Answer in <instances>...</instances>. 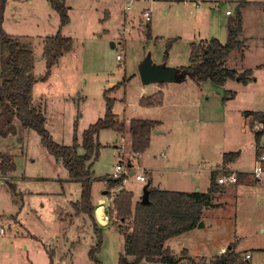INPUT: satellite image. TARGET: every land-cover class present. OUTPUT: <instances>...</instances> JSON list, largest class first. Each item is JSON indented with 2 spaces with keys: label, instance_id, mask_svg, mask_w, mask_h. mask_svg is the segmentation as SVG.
Masks as SVG:
<instances>
[{
  "label": "rangeland",
  "instance_id": "1",
  "mask_svg": "<svg viewBox=\"0 0 264 264\" xmlns=\"http://www.w3.org/2000/svg\"><path fill=\"white\" fill-rule=\"evenodd\" d=\"M129 1L65 0L69 23L60 33L70 37L71 49L46 74L43 42L59 29L57 13L48 10L47 0H4L0 32L28 45L32 52L31 74L36 79L32 101L46 105L45 128L52 140L71 145L76 134L80 141L82 132L104 115L106 90H111L113 112L120 120L123 109L129 116L154 120L157 112L140 116L134 112L139 111L136 97L140 89L150 91L157 85L174 89L167 105L172 98L186 97L193 110L181 113V119L175 111L163 110L158 115L163 118L161 126L152 130L163 133L151 137L148 149L137 156L130 151L127 136L119 141L115 131L102 130L97 140L98 157L91 166L95 177H113L119 160L116 144L121 147L122 164L127 168L131 164L130 172L135 174L147 168L152 186L160 189L207 192L210 170L218 169L217 177L221 176L226 168L222 155L227 152L238 153L230 171L251 172L256 142L243 112L264 111V0H259L257 8L252 4L245 10V29L240 33L252 37L250 47H239L225 60V66L239 74L252 73L244 82L227 80L223 86L192 79L144 85L138 67L149 57L155 64L180 68L189 62L190 44L211 39L224 44L228 22L235 17L240 0H133L126 10ZM147 10L149 22L143 19ZM226 10L232 15L227 16ZM124 79H129L125 86L115 87ZM262 135L264 142V132ZM2 159L14 169L5 176L0 173V264H94L88 255L95 245L93 220L97 226L101 219L110 220L99 207L102 203L108 214L112 195L103 194L104 181L92 184L93 211L98 217L94 219L92 212V220L75 207L80 200V182L69 179L62 161L46 150L34 130L22 127L16 118L0 124ZM165 166H171L172 171L165 172ZM13 183L15 193L10 188ZM146 183L126 176L122 188L132 191L139 201ZM224 187L231 188L235 196L229 192L224 198V192L215 193L220 206L206 210L203 227L167 241L176 264H217L216 256H223L220 249L228 251L229 246L238 258L228 264H247L242 259L246 251L252 253L251 264H264V182L255 183L250 196H243L241 186ZM98 227L102 243L97 259L101 264H117L123 235L112 223Z\"/></svg>",
  "mask_w": 264,
  "mask_h": 264
},
{
  "label": "trees",
  "instance_id": "2",
  "mask_svg": "<svg viewBox=\"0 0 264 264\" xmlns=\"http://www.w3.org/2000/svg\"><path fill=\"white\" fill-rule=\"evenodd\" d=\"M4 0H0L3 10ZM51 10L59 17V29L43 42V59L46 64V74L49 73L58 59L71 49V39L61 35L60 28L69 23L68 9L65 0H47ZM247 4L244 0L238 4L235 17L227 25V40L224 44L218 39L190 44L189 62L186 66L177 68L178 82L192 79L196 83L210 81L223 86L227 80L245 81L251 70L238 73L225 67L228 55L241 46L238 36L241 32V9ZM146 36H150L147 26ZM32 52L28 45L17 39L8 38L0 32V124H8L16 118L22 127L34 130L46 150L56 159H60L71 180L79 181L81 185L80 200L75 204L76 210L86 213L92 218L93 205L91 189L96 180H103L109 189H119L113 196L108 209L110 222L123 236L122 253L117 264L162 263L176 264L173 252L165 246L166 242L176 236L187 233L197 227L201 221L204 208H213V194L217 190V171L211 172L210 186L207 192L168 191L148 186L146 200L142 198L133 202V192L125 190L122 182L126 176L117 178L105 176L102 179L93 177L91 166L99 153L98 135L102 130H113L117 133H127L130 140V151L134 155L143 154L150 145V135L158 124L157 121L131 119L129 122L120 120L113 112L115 99L110 97V91L104 92V115L89 125L78 140L74 134L71 145H60L52 140L45 128L46 116L43 104L32 101V84L36 79L32 76ZM46 75L41 78L45 80ZM130 79V78H129ZM129 79L118 82L125 86ZM164 84V83H162ZM163 94L157 92L149 97L141 98L139 104L144 107H155L162 104ZM243 116L249 121V129L254 132L256 143L262 133L253 130L256 122L264 121V112L244 111ZM82 149L81 153L79 149ZM237 152H227L222 155V165L234 162ZM131 167V166H130ZM14 169L12 163L0 160V173L5 176ZM237 178L241 174L236 173ZM147 183L150 184L149 180ZM15 192L13 186L10 187ZM95 245L89 251V258L94 264H101L96 254L102 243L101 229L93 220ZM227 252V251H226ZM227 254V253H225ZM238 255L234 252L222 256L217 264L236 262Z\"/></svg>",
  "mask_w": 264,
  "mask_h": 264
},
{
  "label": "crops",
  "instance_id": "3",
  "mask_svg": "<svg viewBox=\"0 0 264 264\" xmlns=\"http://www.w3.org/2000/svg\"><path fill=\"white\" fill-rule=\"evenodd\" d=\"M131 2H132V4L134 3V1L133 0H130ZM245 2H247V4L241 9V30H242V32H244V29H245V26H244V21L246 20V17H244L245 16V10L246 9H248V8H250V6H252V4H255L256 5V8H257V5L258 4H260V1L258 0V1H253V0H244ZM239 3H241V0L237 3V5L239 4ZM236 5V6H237ZM48 10H50V7L48 8ZM226 11H229V10H226ZM227 16H231L232 14H226ZM252 25H254V22H253V24ZM257 25V27L260 25V24H256ZM66 27V26H65ZM257 27H256V29H257ZM64 29V28H63ZM258 29H260V27L258 28ZM238 39L241 41V46L240 47H244L245 48V50L247 49V47L249 46V41L250 42H252V37L251 36H249V37H247L246 35H242L241 33L239 34V36H238ZM247 42V45L246 46H243V44L244 43H246ZM252 45V44H251ZM250 47V46H249ZM256 47V46H255ZM261 48V47H260ZM233 51H235V50H233ZM232 51V52H233ZM224 65H225V63H224ZM226 67V66H225ZM154 84H157V83H154ZM150 85V84H149ZM147 88H141L140 89V91H139V93L137 94V97H136V103L138 104L137 105V107L139 108V111H136V112H134V113H136V115H147L148 114V112H157V114L158 115H160V113L163 111V110H168V111H166L167 113H169V112H174L175 111V113H176V115H177V117L179 118V119H181L182 118V116L180 115L181 113H184V112H187V111H189L190 109H192V107H191V105L188 103V101H187V99H186V97H185V99L184 98H179L178 100H174L173 98H172V101L170 102V104L169 105H167V102H166V100H168L169 99V97L172 95V92L174 91V89L172 88V89H168V88H164V89H162V88H160V86L159 87H157V85H156V87L154 88V89H152V90H150V91H147L146 90ZM172 91V92H171ZM157 92H161L162 94H163V100H162V104L160 105V106H155V107H143V106H140L139 105V101L141 100V98H146V97H149V96H151V95H153V94H155V93H157ZM183 96V95H182ZM36 100H39V99H36ZM36 102V101H35ZM183 102H185V103H183ZM36 103H38V102H36ZM42 104V103H41ZM43 106H44V104H43ZM141 109H143V110H149V111H143L142 112V110ZM124 110V112H123V115H122V120H124L126 123L127 122H129L131 119H139V118H137L138 116H136V117H133V116H129V114L127 113V112H125V109H123ZM193 110V109H192ZM250 111H255V112H258V111H261V112H264L263 110H250ZM44 113H45V116H46V122H47V115H46V105L44 106ZM156 116V118H154V120L153 121H157L158 122V124L156 125V127H158V129H159V127L161 126V124H162V116ZM98 119V118H97ZM120 119V118H119ZM145 119H147V118H145ZM117 133V132H116ZM163 132L161 131V132H159V131H156V132H153V133H151V135H150V141H151V137H153L154 135L156 136L157 134H162ZM171 132H168V134H170ZM118 134V137H119V141H122V139H124V137L125 136H127L128 138H129V135L127 134V133H117ZM263 136V135H262ZM261 136V137H262ZM261 137H260V139H259V141H258V143H256V156H255V159H256V157L258 156V155H264V154H262L261 152H262V150H264V142H262L261 141ZM256 142V141H255ZM117 145L118 144H116V145H114V148H116L117 147ZM137 156V155H136ZM231 164V163H230ZM230 164H227V165H223V166H225L226 168H228V170H230L231 168L229 167V165ZM129 166V168H131L130 166H131V164H129L128 165ZM230 168V169H229ZM165 172H170V171H172V167L171 166H165V167H163L162 168ZM218 169H214V170H210V172H213V171H217ZM92 172H93V177H95L94 176V171L93 170H91ZM147 171H148V169L147 168H145V167H142V171L141 172H139V173H142V174H144L145 176H146V178L149 180V182H150V184H149V187L150 188H156V189H160V188H158V187H153L152 186V181H151V175H149V173H147ZM232 171H239V170H236V169H233ZM239 174H241V177H239V179L237 178V181H236V183H234V184H227V185H232V186H241V187H243V189H242V191L241 192H244L243 193V196L244 195H247V196H250L251 195V193H252V191H250V189L252 188V186H254V184L255 183H259V182H263V181H258V180H255V179H253L252 177H251V175H250V172L249 173H243V172H238ZM5 181V180H4ZM13 185V187L15 188V184L13 183L12 184ZM104 186H106V183L104 182ZM103 186V194H106V195H112V199L110 200L109 198V204H108V208L111 206V204H112V200H113V196L119 191V189H111L110 191H108V190H106L105 189V187ZM225 185H217V190H216V192L215 193H218L219 191H222V192H224L223 194H224V198L227 196L226 194L227 193H229V192H232V195L233 196H235V193H234V191H232V189L231 188H226V187H224ZM11 187V186H10ZM122 188V187H121ZM160 190H168V191H180V190H171V189H160ZM181 191H184V190H181ZM184 192H187L186 190L184 191ZM196 192H199L198 190H196ZM236 192V191H235ZM15 193V192H14ZM215 193L213 194V197H212V203L214 204V205H216L215 207H213V208H207V209H203V212H202V216H201V222L203 223V226H204V220H203V218H204V215H205V212H206V210H208V209H210V210H214L215 208H218L219 206H220V203H219V201L218 202H216V199H215ZM237 195V194H236ZM137 199L136 198H134V194H133V202L135 203V201H136ZM93 204V203H92ZM93 205H95V204H93ZM98 206V205H97ZM99 207H100V210L102 211V214L103 215H105L106 214V216L108 215L107 213H106V211H105V208H104V205L101 203L100 205H99ZM95 209H96V205H95ZM95 209H94V211H93V217H94V219H97L98 217L96 216V214H97V212L95 211ZM102 216V215H101ZM102 218V217H101ZM107 218H108V216H107ZM99 222V224H98V226H105V225H108L109 223H111L110 222V220L108 219L107 221H103V219H101L100 221H98ZM202 226V227H203ZM115 229H117L115 226H113ZM196 228H200V227H196ZM196 228H194V229H196ZM192 231V230H191ZM190 232V231H189ZM188 233V232H187ZM184 234H186V233H184ZM183 235V234H182ZM176 237H178V236H176ZM175 238V237H174ZM172 239V238H171ZM170 240V239H169ZM167 243V242H166ZM165 246L166 247H168V248H170L167 244H165ZM227 251V250H226ZM225 251V249L224 248H221L220 249V252L223 254V256L225 255V256H228V254H230L231 252H234L235 253V250H234V248L232 247V246H229V248H228V251H230V252H226ZM224 252V253H223ZM182 253H185L184 251L182 252ZM225 253H227V254H225ZM249 254L250 255V258L249 259H247V260H244L243 258L244 257H242V259L244 260V262H246L247 264H251V262H252V253L250 252V251H246L245 253H244V255H246V254ZM264 255V254H263ZM222 256H216V260L218 261L219 260V258H221ZM147 264V263H146ZM214 264H215V262H214Z\"/></svg>",
  "mask_w": 264,
  "mask_h": 264
},
{
  "label": "built area",
  "instance_id": "4",
  "mask_svg": "<svg viewBox=\"0 0 264 264\" xmlns=\"http://www.w3.org/2000/svg\"><path fill=\"white\" fill-rule=\"evenodd\" d=\"M132 6L131 1L126 5L125 9L128 10ZM226 14H230V11H226ZM143 19L145 22L150 21V12L144 11L143 12ZM117 60H121V56L119 54L116 55ZM253 130L254 131H259V132H264V121L263 122H256L253 125ZM117 149V155H118V162L114 166V171H113V177L117 178L120 175L124 176H130V173H133V176H136L137 181L139 182H147L148 179L146 176L142 173L135 174V172H130L131 168H127L122 164V158L119 155L121 147L119 146L116 147ZM218 172V171H217ZM221 176L216 177V183L217 185H225V184H234L237 181V175L235 172H232L228 170L227 168L222 169ZM250 175L253 179L258 180V181H263L264 182V155H258L255 159L254 167L252 171L250 172ZM4 179V178H3ZM250 258V255L247 253L244 255V260H247Z\"/></svg>",
  "mask_w": 264,
  "mask_h": 264
},
{
  "label": "water",
  "instance_id": "5",
  "mask_svg": "<svg viewBox=\"0 0 264 264\" xmlns=\"http://www.w3.org/2000/svg\"><path fill=\"white\" fill-rule=\"evenodd\" d=\"M113 46V44H112ZM138 73L140 79L144 85L154 84V83H172L177 80V68L165 67L162 65L155 64L151 61L149 57H146L142 60L138 67ZM133 173H130L132 176ZM149 183H146L142 188V195L139 200L142 198L146 200V192L148 189ZM203 223L200 221L197 224V227H202ZM140 264H146L144 262Z\"/></svg>",
  "mask_w": 264,
  "mask_h": 264
}]
</instances>
